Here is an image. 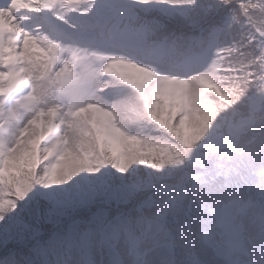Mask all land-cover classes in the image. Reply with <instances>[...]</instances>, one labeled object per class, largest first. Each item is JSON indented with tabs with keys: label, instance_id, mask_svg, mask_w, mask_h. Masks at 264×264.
I'll use <instances>...</instances> for the list:
<instances>
[{
	"label": "snow or ice",
	"instance_id": "obj_1",
	"mask_svg": "<svg viewBox=\"0 0 264 264\" xmlns=\"http://www.w3.org/2000/svg\"><path fill=\"white\" fill-rule=\"evenodd\" d=\"M0 264H264V0H0Z\"/></svg>",
	"mask_w": 264,
	"mask_h": 264
}]
</instances>
